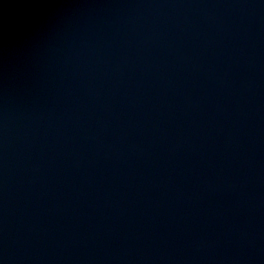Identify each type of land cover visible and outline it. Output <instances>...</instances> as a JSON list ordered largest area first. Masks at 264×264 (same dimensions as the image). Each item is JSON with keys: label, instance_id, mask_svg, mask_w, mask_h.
<instances>
[{"label": "water", "instance_id": "95a60500", "mask_svg": "<svg viewBox=\"0 0 264 264\" xmlns=\"http://www.w3.org/2000/svg\"><path fill=\"white\" fill-rule=\"evenodd\" d=\"M0 264H264V0H0Z\"/></svg>", "mask_w": 264, "mask_h": 264}]
</instances>
